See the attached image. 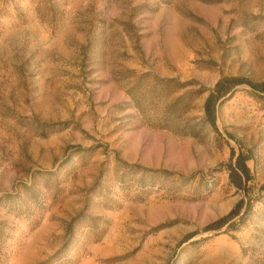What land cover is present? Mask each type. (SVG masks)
Masks as SVG:
<instances>
[{
    "label": "rangeland",
    "instance_id": "1",
    "mask_svg": "<svg viewBox=\"0 0 264 264\" xmlns=\"http://www.w3.org/2000/svg\"><path fill=\"white\" fill-rule=\"evenodd\" d=\"M143 71L198 81L192 88L231 75L264 80V0H0V264L14 262L44 219L56 225L48 246L62 243L65 221L88 199V212L108 219L104 236L94 242L77 225L71 260L51 264H264V100L240 85L217 107L220 134L206 126L198 138L181 135L156 127L163 89L140 100L144 111L126 94ZM206 95L188 115L202 116ZM230 145L251 153L252 201L218 230L201 228L244 196L223 166L209 188L196 179L178 198L154 188L139 200L115 175V151L189 173L228 161ZM30 174L43 211L30 199L1 200ZM100 175L111 208L100 188L88 191Z\"/></svg>",
    "mask_w": 264,
    "mask_h": 264
},
{
    "label": "trees",
    "instance_id": "2",
    "mask_svg": "<svg viewBox=\"0 0 264 264\" xmlns=\"http://www.w3.org/2000/svg\"><path fill=\"white\" fill-rule=\"evenodd\" d=\"M160 1L170 3L172 0ZM138 42L139 40L137 36L136 46L139 47ZM197 82L198 81L196 80L180 81L176 77H160L153 74L151 71H143L136 74L132 85L127 87L125 92L133 105L138 110L144 111L146 107L141 104L140 100L143 99L145 102L147 99H152L154 95L159 92V89H163L167 99L161 109L163 114L162 118L158 121L156 127L196 138L201 136L206 126H209L217 134H220V130L216 123L217 107L225 99L230 98L234 92L239 89L240 85H247L250 93L264 100V80L255 82L246 77L231 75L221 77L211 88L208 89L204 87H189L195 85ZM180 88L184 89L181 91ZM204 91H207V95L202 105V116L197 117L188 115L189 111L193 108V100ZM25 119L26 117H18V120H22L20 122H23ZM57 124L58 123H53L49 126H55ZM55 130L56 128L52 127L50 131H45L44 136H47ZM97 147H99V145H93L90 149ZM72 149L81 152L85 150L84 147L78 144L72 145ZM250 158V152H246L242 149L236 151L235 147L230 145L228 161L221 163L218 167L208 171L197 169L185 173L162 166H148L138 161H128L120 157L118 151H115V175L120 187L125 188L124 185L130 184L135 193V197L139 200H143L154 188L158 189L159 194L164 197L178 198L181 196V186L196 179L199 187L209 188L208 184L210 179H208V175H210L212 171L217 170L220 166H223L227 171L229 183L237 191L242 192L245 197H241L227 213L208 222L201 228V231L218 230L224 225H231L232 220L240 215L243 208L245 211H248L251 207L252 199L250 191L252 188L253 175L249 164L247 163ZM101 177L102 176L100 175L96 179V181L88 188V191L94 193L97 191V188H100L97 196L103 198L102 204H104L105 208H111L112 205H109V203H115L116 199L110 197L111 192L107 191L104 195V192L101 191L104 190L103 185H101ZM29 179L28 182L22 184V192H6L1 196V200H12L16 198V205L24 206L25 201L30 199L33 204H37V207L43 211L45 209L46 201L44 197H40L41 194L39 193L37 185L33 182L31 174ZM259 190L264 193V183L259 185ZM89 200L90 199L84 203L81 209L65 221L64 240L60 247L47 258L36 264H51L52 262L70 261L72 257L70 250H73L74 248L76 249L75 246L73 248V243L78 239L76 238L75 232L77 225L80 228L87 230L86 234L93 235L94 242H98L102 239L106 232L108 219L101 215L89 213ZM17 214L18 216H22L25 215V212L17 211ZM37 224L38 223H36V225ZM196 233L197 231L189 234L187 239L191 238ZM83 236H85V234H83ZM68 264L73 263L70 262Z\"/></svg>",
    "mask_w": 264,
    "mask_h": 264
},
{
    "label": "crops",
    "instance_id": "3",
    "mask_svg": "<svg viewBox=\"0 0 264 264\" xmlns=\"http://www.w3.org/2000/svg\"><path fill=\"white\" fill-rule=\"evenodd\" d=\"M55 226L53 223H45L44 219L27 238L23 252L10 264H36L52 254L62 244H56L52 248L48 246L49 237L53 234Z\"/></svg>",
    "mask_w": 264,
    "mask_h": 264
}]
</instances>
